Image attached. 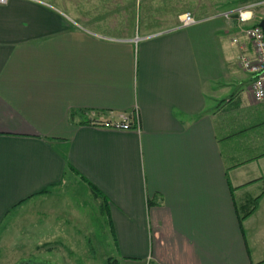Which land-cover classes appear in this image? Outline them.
Instances as JSON below:
<instances>
[{"label":"crops","instance_id":"1","mask_svg":"<svg viewBox=\"0 0 264 264\" xmlns=\"http://www.w3.org/2000/svg\"><path fill=\"white\" fill-rule=\"evenodd\" d=\"M142 1L0 3V236L54 240L83 183L117 264H264V99L239 60L264 9L151 27Z\"/></svg>","mask_w":264,"mask_h":264},{"label":"rangeland","instance_id":"2","mask_svg":"<svg viewBox=\"0 0 264 264\" xmlns=\"http://www.w3.org/2000/svg\"><path fill=\"white\" fill-rule=\"evenodd\" d=\"M132 1L136 3L137 0ZM258 1L260 0H143L137 21L141 25L158 27L171 21L165 15H170L175 10L191 12L198 17ZM253 9L257 13L261 7ZM61 199L63 202L60 206L67 211L57 222L60 227L59 222L63 221L64 228H58L61 230L55 239L44 242L38 228H28V235L24 233L22 236H14L8 230L0 236V264H107L109 258L115 259V242L109 219L102 207L95 203L87 187L83 183H69L63 188ZM255 206V203L249 205ZM69 208H73V212ZM255 220H250L251 225L255 226L249 233L251 238L262 240L260 234H255ZM65 231L70 232L64 235Z\"/></svg>","mask_w":264,"mask_h":264},{"label":"built area","instance_id":"3","mask_svg":"<svg viewBox=\"0 0 264 264\" xmlns=\"http://www.w3.org/2000/svg\"><path fill=\"white\" fill-rule=\"evenodd\" d=\"M8 0H0L5 3ZM255 7L264 9V0L249 4L239 8L235 12H224L223 16L230 17L237 14L241 22H248L252 18V11ZM248 13L251 15L248 16ZM264 16V15H263ZM180 27H188L198 22L191 12H185L178 16ZM243 34L252 44L251 53H243L239 57L241 67L251 75V90L256 100L264 99V31L259 23H254L243 28ZM107 128L129 130L132 128V122L128 114H123L121 120L105 121L101 123Z\"/></svg>","mask_w":264,"mask_h":264},{"label":"trees","instance_id":"4","mask_svg":"<svg viewBox=\"0 0 264 264\" xmlns=\"http://www.w3.org/2000/svg\"><path fill=\"white\" fill-rule=\"evenodd\" d=\"M93 189L95 190V192H96L97 194L99 193L94 187H93ZM44 191H48V190L45 189ZM253 209H254L253 207L248 208L247 211H246L245 213H246V214H250L251 211H253ZM246 214H245V216H246ZM243 218H244V216H242L241 219H243ZM241 221H242V220H241ZM113 261H114V264L117 263V260H115V259L111 260V259L109 258L107 264H113ZM260 264H263V263H260Z\"/></svg>","mask_w":264,"mask_h":264},{"label":"water","instance_id":"5","mask_svg":"<svg viewBox=\"0 0 264 264\" xmlns=\"http://www.w3.org/2000/svg\"><path fill=\"white\" fill-rule=\"evenodd\" d=\"M259 25L262 27L263 31H264V17L261 19V21L259 22Z\"/></svg>","mask_w":264,"mask_h":264},{"label":"flooded vegetation","instance_id":"6","mask_svg":"<svg viewBox=\"0 0 264 264\" xmlns=\"http://www.w3.org/2000/svg\"><path fill=\"white\" fill-rule=\"evenodd\" d=\"M22 264H33V263L23 262ZM34 264H38V263H34Z\"/></svg>","mask_w":264,"mask_h":264}]
</instances>
